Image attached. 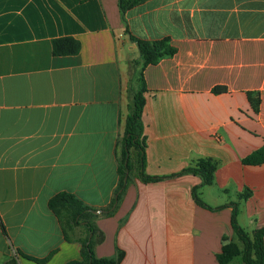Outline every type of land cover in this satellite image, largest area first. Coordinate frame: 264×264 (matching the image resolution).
<instances>
[{"label": "crops", "instance_id": "1", "mask_svg": "<svg viewBox=\"0 0 264 264\" xmlns=\"http://www.w3.org/2000/svg\"><path fill=\"white\" fill-rule=\"evenodd\" d=\"M124 18L132 36L168 38L176 51L143 70L144 172L164 178L144 182L131 154L106 213L138 58L118 0H0V264L82 260L86 227L63 232L48 206L62 192L101 211L93 252L117 264H219L226 242L241 246L233 203L247 233L264 226V163H242L264 146V0H144ZM60 37L77 39L79 53L54 56ZM201 158L217 163L199 189L216 210L193 200L199 176L175 175Z\"/></svg>", "mask_w": 264, "mask_h": 264}, {"label": "trees", "instance_id": "2", "mask_svg": "<svg viewBox=\"0 0 264 264\" xmlns=\"http://www.w3.org/2000/svg\"><path fill=\"white\" fill-rule=\"evenodd\" d=\"M144 0H118V7L121 13V18L124 23V34L128 39L136 44L138 58L133 61L134 68L133 78L129 80L128 93L131 96V102L128 107V114L125 119L124 134L121 140V153L119 156V181L117 189L111 201V204L106 209V213H111L113 208L121 199V196L129 181L128 172L131 169L130 157L135 154L137 160L138 174L144 182L157 181L164 177L148 176L144 172L145 166V137L143 135V123L141 120L143 108L145 105V93L147 91L143 70L147 65L156 64L161 58L172 56L175 53V48L170 45L168 38H163L156 41H145L132 36L128 30L124 15L127 10L135 5L142 3ZM52 54L54 56H72L79 53L80 42L73 37H60L51 41ZM138 67V69H136ZM136 69V70H135ZM213 93L226 92L224 86H215L212 89ZM249 102L254 111H257L259 104V96L256 100L251 99L250 93L247 94ZM243 164L259 165L264 163V146L253 151L242 159ZM217 167L216 161L211 158H201L193 164L181 170L175 175L192 173L201 179L200 185L193 187L191 195L193 200L201 207L216 210L221 207H211L201 200L199 197V189L203 186H209L213 183L214 173ZM249 196V191L239 195L240 199H245ZM231 215V228L237 241L226 242L221 252L217 255L219 264H229L234 258L240 257L242 264H264V226L259 227L247 233L240 226L237 220L238 204L233 203ZM49 208L57 217L63 232L70 228V225L83 224L87 230V236L82 240V260L71 261L67 264H117V260L113 258H98L93 252L92 236L96 229L92 224V218L95 214L92 209L80 201L76 196L69 193H58L52 196L48 202ZM22 255V254H20ZM36 262H44L46 260L32 259ZM4 264H18L14 256H11Z\"/></svg>", "mask_w": 264, "mask_h": 264}, {"label": "rangeland", "instance_id": "3", "mask_svg": "<svg viewBox=\"0 0 264 264\" xmlns=\"http://www.w3.org/2000/svg\"><path fill=\"white\" fill-rule=\"evenodd\" d=\"M134 60H136V59H134ZM136 69H138V67H136ZM136 69H135V70H136ZM133 74H134V68L131 67V74H130V78H131V79L134 77ZM129 80H130V79H129ZM233 260H236L235 262L238 263V264H242V263H241V258H240V257H236V258H234Z\"/></svg>", "mask_w": 264, "mask_h": 264}, {"label": "water", "instance_id": "4", "mask_svg": "<svg viewBox=\"0 0 264 264\" xmlns=\"http://www.w3.org/2000/svg\"><path fill=\"white\" fill-rule=\"evenodd\" d=\"M92 212L94 213V214H97V213H99V212H101L100 210H92Z\"/></svg>", "mask_w": 264, "mask_h": 264}]
</instances>
